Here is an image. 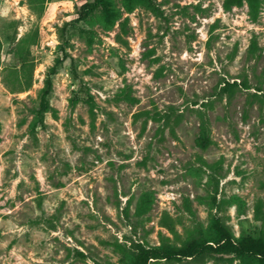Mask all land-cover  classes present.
<instances>
[{"label":"rangeland","instance_id":"374dc122","mask_svg":"<svg viewBox=\"0 0 264 264\" xmlns=\"http://www.w3.org/2000/svg\"><path fill=\"white\" fill-rule=\"evenodd\" d=\"M223 1L0 0V264H264L220 241L264 253V0Z\"/></svg>","mask_w":264,"mask_h":264},{"label":"trees","instance_id":"16d2710c","mask_svg":"<svg viewBox=\"0 0 264 264\" xmlns=\"http://www.w3.org/2000/svg\"><path fill=\"white\" fill-rule=\"evenodd\" d=\"M244 2L247 3L249 12L251 13L252 17H256L259 11L260 0H224L223 7L227 10L231 9L234 6H241ZM221 231V239L223 243L229 242L231 245H234L228 251H236V252H246L252 251L257 254L264 256V253L260 251L259 244L257 241L254 240H247L243 244L242 243H234L232 235L227 231V228L224 225L220 226ZM191 254H186L184 252H164V256L168 259H176L180 256H190Z\"/></svg>","mask_w":264,"mask_h":264}]
</instances>
